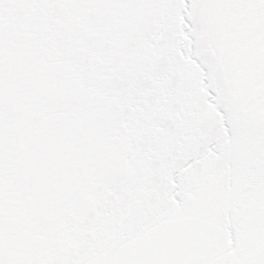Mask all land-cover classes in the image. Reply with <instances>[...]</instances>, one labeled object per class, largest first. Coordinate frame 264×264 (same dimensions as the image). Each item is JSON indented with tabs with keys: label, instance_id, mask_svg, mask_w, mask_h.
I'll return each instance as SVG.
<instances>
[{
	"label": "snow or ice",
	"instance_id": "snow-or-ice-1",
	"mask_svg": "<svg viewBox=\"0 0 264 264\" xmlns=\"http://www.w3.org/2000/svg\"><path fill=\"white\" fill-rule=\"evenodd\" d=\"M0 264H264V0H0Z\"/></svg>",
	"mask_w": 264,
	"mask_h": 264
}]
</instances>
